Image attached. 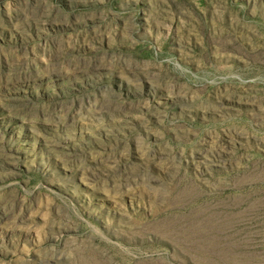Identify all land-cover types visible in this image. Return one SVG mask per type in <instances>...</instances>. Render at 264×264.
<instances>
[{
  "label": "rangeland",
  "instance_id": "rangeland-1",
  "mask_svg": "<svg viewBox=\"0 0 264 264\" xmlns=\"http://www.w3.org/2000/svg\"><path fill=\"white\" fill-rule=\"evenodd\" d=\"M0 264H264V0H0Z\"/></svg>",
  "mask_w": 264,
  "mask_h": 264
}]
</instances>
